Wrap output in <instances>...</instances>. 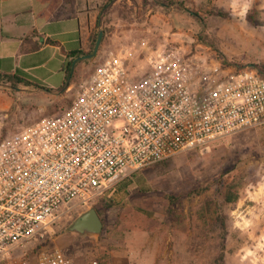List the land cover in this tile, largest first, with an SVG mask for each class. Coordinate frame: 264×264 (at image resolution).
Wrapping results in <instances>:
<instances>
[{
    "label": "rangeland",
    "instance_id": "1",
    "mask_svg": "<svg viewBox=\"0 0 264 264\" xmlns=\"http://www.w3.org/2000/svg\"><path fill=\"white\" fill-rule=\"evenodd\" d=\"M163 1L166 4L142 0V16L134 4L118 3L110 14L106 10L111 5H101L95 32L101 31L102 37L95 56L75 68L73 62L67 74L57 59L47 70L25 74L37 87L0 86V139L44 116L60 114L78 82L126 41H148L146 47L152 48L182 47L221 68L219 53L233 65L264 64L259 60L264 36L256 30L263 16L253 11L249 17L255 21L243 19L239 13L244 9L237 6L249 0ZM131 45L142 52L140 60L148 69V50ZM67 85L73 91L65 90ZM224 195L236 200L224 203ZM91 208L102 221L98 235L68 232L76 217L52 243L74 262L264 264V126L140 169ZM222 245L223 261L217 263Z\"/></svg>",
    "mask_w": 264,
    "mask_h": 264
},
{
    "label": "built area",
    "instance_id": "2",
    "mask_svg": "<svg viewBox=\"0 0 264 264\" xmlns=\"http://www.w3.org/2000/svg\"><path fill=\"white\" fill-rule=\"evenodd\" d=\"M147 50L146 72L115 53L60 114L0 139V264H99L68 259L57 230L136 171L264 126L255 68L222 73L182 47Z\"/></svg>",
    "mask_w": 264,
    "mask_h": 264
},
{
    "label": "crops",
    "instance_id": "3",
    "mask_svg": "<svg viewBox=\"0 0 264 264\" xmlns=\"http://www.w3.org/2000/svg\"><path fill=\"white\" fill-rule=\"evenodd\" d=\"M141 2L115 0L106 12L112 13L118 3L134 4L142 16L145 6ZM104 3L105 0H0V73H18L19 78L32 83L25 74L49 69L55 59L66 74L73 62L74 68L78 67L87 60L79 59L85 55L78 53L89 51L91 38L98 29L97 18L103 14L98 8ZM237 6L244 9L239 13L243 19L247 20L250 13L256 11L262 14L264 21V0H249L247 5L238 2ZM248 20L255 21V18L249 17ZM259 28L256 30L264 36V23ZM122 44L118 52L124 53L132 73L138 75L146 71L143 60H140L142 52L128 46L140 44L143 47L140 50L146 51L148 41ZM259 57L264 63V52ZM219 69L222 73L232 71L220 65Z\"/></svg>",
    "mask_w": 264,
    "mask_h": 264
},
{
    "label": "trees",
    "instance_id": "4",
    "mask_svg": "<svg viewBox=\"0 0 264 264\" xmlns=\"http://www.w3.org/2000/svg\"><path fill=\"white\" fill-rule=\"evenodd\" d=\"M114 1L115 0H105V3L103 5L102 9H104L106 7L108 8V6H110ZM153 1H155L158 4H166V3H164L163 0H153ZM167 1L172 2V0H167ZM175 4H177V3H175ZM97 26H99V17L97 18ZM97 36H98V33L95 32L94 35L91 38L89 51L87 53L84 54V53L81 52V53H78V54H80V55H87V54L92 53V51L94 49V45H95L96 39H97ZM218 55H219V57L221 59V66H222L223 69H226V68L235 66L237 68L235 70L238 71V70H241V69L244 68V66H241V65H233L232 63H228L227 60H226V57L224 55H222L221 53H219ZM250 67L255 68L257 70V72L262 77H264V64H253V65H250ZM67 72H69V71H67ZM17 74L18 73H14L13 75H7V74L0 73V86H9L11 88H16L19 85H23V86H35L32 83H29V82L24 81L21 78H19L17 76ZM35 87H37V86H35ZM68 87H69V85H67L65 87V90ZM235 200H236V197H231L230 195H224V197H223V202L224 203H232ZM61 230H64V228L57 230V234ZM223 250H224V246L222 245L220 255H219V257L217 258V261H216L217 263H219L220 261L221 262L223 261V257H224Z\"/></svg>",
    "mask_w": 264,
    "mask_h": 264
},
{
    "label": "water",
    "instance_id": "5",
    "mask_svg": "<svg viewBox=\"0 0 264 264\" xmlns=\"http://www.w3.org/2000/svg\"><path fill=\"white\" fill-rule=\"evenodd\" d=\"M102 33L98 32V36L92 53L80 57L79 59H89L96 55ZM102 221L94 208L86 210L79 215L67 228L68 232L77 233L80 235H98L102 230Z\"/></svg>",
    "mask_w": 264,
    "mask_h": 264
}]
</instances>
